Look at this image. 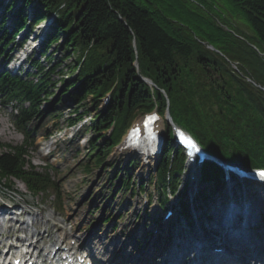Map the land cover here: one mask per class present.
Listing matches in <instances>:
<instances>
[{
	"label": "trees",
	"instance_id": "1",
	"mask_svg": "<svg viewBox=\"0 0 264 264\" xmlns=\"http://www.w3.org/2000/svg\"><path fill=\"white\" fill-rule=\"evenodd\" d=\"M16 2L20 7L12 32L3 30L5 20L0 23V48H10L22 34L25 40L52 14L57 17L41 55L58 44L67 56L78 53L75 68L68 67L73 74L77 70L76 77L59 83L76 105L70 127L93 114L87 128L93 133L88 154L97 167L105 164L136 117L156 109L161 115L168 111L209 153L247 168H264V0H10L7 11ZM236 18L248 25L251 37L230 28ZM61 62L43 70L36 59H29L37 74L46 72L37 82L36 73H0V98L17 104L14 125L26 139L0 154V184L6 188L20 182L39 196L56 186L48 169L39 172L27 161L32 136L28 127L42 116L40 109L51 95L47 76ZM57 73L62 75L61 70ZM141 77L150 80L153 89ZM108 94V104L99 109ZM184 161L170 139L151 177L163 206L168 193H180ZM137 167L130 160L112 174L117 192L136 194L130 172ZM202 174V185L214 184L217 191L222 171L207 164ZM210 192L200 191L198 200L206 201ZM181 206L187 215L184 197Z\"/></svg>",
	"mask_w": 264,
	"mask_h": 264
},
{
	"label": "rangeland",
	"instance_id": "2",
	"mask_svg": "<svg viewBox=\"0 0 264 264\" xmlns=\"http://www.w3.org/2000/svg\"><path fill=\"white\" fill-rule=\"evenodd\" d=\"M16 3L17 5L14 7V9L9 12L7 11V8L9 7L8 5L10 4V0H0V23L5 20V27L3 30H6L10 33L14 28V13L20 7V3ZM30 12H32V9H30ZM29 13L28 16L30 18L33 17L31 13ZM54 20H56V17L52 14L47 18L45 24L42 22L35 28L33 32H31V38H33L35 34L36 36H42V34L45 36L50 33L49 29L53 27ZM32 22H34L33 19L30 23ZM48 22L52 23L50 24ZM46 26L48 27L46 28ZM230 28L234 32L244 36H252V32L248 25L240 18L232 19L230 22ZM20 40L21 37L17 38L16 44H13L6 50H4V48H0L3 49V53H5L0 55V68L3 67L2 64L5 62L12 60L13 63L7 66L6 69L10 70L12 73L18 72V67L20 65L18 58L22 57V53L19 51V49H16V47L18 46L17 43ZM42 40L44 41V38ZM29 42L32 43V47L33 45H38L36 39L34 42L29 39ZM41 51L42 50L40 49V46H38L31 56L33 59L37 60L38 64L43 70H48L57 62H61V58L62 62L59 65V68L57 66L55 71L51 72L47 76L51 81L52 87L53 85L54 87H51L50 90H48L51 95L48 101H46L40 109L42 116L37 117L30 126V129L32 130V137L35 139V141L33 143V148L29 152L28 160L31 161V165L33 167L39 170L44 167H47L50 170L52 181L56 184V191H51L46 196L34 199L29 195V193H27L24 186L17 182V186L13 187L11 190H6L0 185V194L7 193L8 198H12L14 201H16V203L19 204V206H21L22 212L27 202V206L29 207L25 208V210L30 213L37 212L38 214H41V221L51 220L52 222L58 224L61 223L59 224L60 226H65L66 223H68V219L72 215V221L74 223H71L73 226L66 227L69 228L67 231H72L76 234V236L72 237L77 241H80V239H84L85 237L100 239V245L91 243V245L88 247L86 246V249L89 250L90 248L94 251H97L100 250L105 244L108 248L107 255L109 258L111 257L114 259L113 261L115 263L124 264L123 258H125L129 253H132L138 262H132L131 264H147V262H144L143 260L148 259L151 250H162L161 246L163 242L169 241V237L167 236H170V239H172L171 237H175L176 235L181 236L183 234H178V228L177 231L175 230L172 233L171 230H169V227H165V230L162 229V235L160 237L156 236L155 234L157 231L161 230L160 227H163V225L161 226L160 224L159 227L157 226V228H154L153 226L156 225L158 218L162 219L163 216L158 215V211H153L152 215V209L144 207L143 205V202L147 197L152 202L158 199V192L157 190H154L152 186L153 182L150 181V178L152 175H154L156 167L160 163V157L155 159H152L151 157L152 160L146 161L143 160L142 155H139L136 151H125V149H123V138L121 144L112 151L105 164L101 168L97 167L95 162L91 160V157L88 154V141L93 137V133L87 128L90 125L93 114L84 117L82 123L83 126L85 125L86 127H83L82 129H80V126L70 127L68 125V121L69 119L75 118L74 110H76V105H74L70 99L69 93H63L59 83L60 79H66L67 76H70L73 79L76 77L77 70H75L73 74L72 71L69 72L68 67L71 68L72 65L74 66L73 61L78 53H72L67 56V54H64L61 44L53 46V48L49 49L45 56L41 55ZM26 61L21 62L23 66V74H37V72L31 67V64ZM135 67L137 68V64ZM59 70L62 71V75L57 73ZM44 74L38 73L36 77H33L34 82H37V80L44 77ZM149 87H152L153 89V85ZM104 100L105 99L99 102V109L105 107ZM89 101L90 99L86 103L88 104ZM15 107L16 105L14 103L10 105L6 99L0 98V144L3 146V148L0 147V154L5 152L4 148L7 150V146H19L23 144L25 140L24 136L17 132L13 123L12 114ZM81 111L82 110L80 109L78 113ZM166 116L167 115L164 117ZM166 119L168 118L166 117ZM162 127L163 125L160 127L161 130ZM129 160L136 161L138 164V167L134 171L130 172V178L132 180V184L134 185V189H137L140 182L139 180L141 179L142 182L140 185H145L147 188H145L146 192H142V194L145 195L143 199H140L139 193L136 196H132L131 193L128 192L119 193L116 191L119 187L115 188L117 187V182L114 178L115 176L112 174L118 170H121L124 164ZM107 163H110L111 166H106ZM188 164H190V170H193V164ZM86 166L90 167L89 170L85 169ZM197 174L198 173L196 172L194 176ZM187 175V182L189 183L190 188L184 190L183 185L186 179L184 173L180 177L181 186L179 190L181 193L185 191V195L189 200V206L192 204L194 206L197 205L198 207L196 206V208H199L194 210L193 207H190V215L193 220L196 217H201V220L199 218L195 224L200 225L202 228H207L210 224L208 222V217L212 223L214 218H211V215H213L218 209V207L213 206L217 196L212 193V195L208 196V201L200 200V202L196 205L194 203V197L197 196L199 191L213 189V185H194V181L190 172ZM232 186H234L236 190L242 188H237L236 182H231V179L226 181L224 179L222 188L219 187L218 190L222 191V195L227 196V199H229V188L232 189ZM245 189H247V187H245ZM257 190V193L261 192V189ZM54 192L57 194L56 197L53 196L55 194ZM231 194H234V198L239 196L237 191L236 193L232 192ZM248 195L251 196L250 194ZM175 198H172L170 201L174 203ZM224 199H220V201H218L216 204L220 205V202L226 203L227 199ZM261 199H264V196L260 198V200ZM217 200L218 198L215 202H217ZM260 200H257V202H262V200ZM21 208L15 210L14 213H20ZM156 208H158V206H156ZM204 209H206V212L207 210H211L212 212L209 211L210 213L208 214V212L206 213L203 211ZM259 214L261 223L264 221V208L259 210ZM202 215L205 216L203 217ZM8 216L6 215V217ZM9 217H12L14 220L20 219L15 215ZM23 217L24 219H29V216L26 214ZM121 217L122 219H120ZM109 218L111 219L110 222L105 224V221ZM3 219L4 218H1L0 213L1 223ZM64 222L66 223L62 225ZM167 222L168 221L165 222V226L167 225ZM178 223L181 224L180 229H183L182 220H179L177 225H179ZM260 223L258 230L261 231V235H263L264 238V226L262 229L260 227ZM11 232L13 231L11 230ZM51 232L52 237L56 235L54 230L51 229ZM152 232L154 233L153 237ZM187 232L188 231L184 232L183 235H189ZM12 234L13 233L4 230L0 236V240L2 238L6 239L9 236L13 237L14 234ZM47 241H52V239L50 238V240L48 239ZM113 241H115V243H113ZM157 241L160 244L156 245L155 242ZM1 242L3 243V241H0V243ZM151 244H153V246H151ZM123 245H125L127 249L126 252H128V254L124 253L122 255L115 250V246H117V250H119L123 247ZM0 249H3L2 245ZM149 258L151 257L149 256Z\"/></svg>",
	"mask_w": 264,
	"mask_h": 264
},
{
	"label": "bare ground",
	"instance_id": "3",
	"mask_svg": "<svg viewBox=\"0 0 264 264\" xmlns=\"http://www.w3.org/2000/svg\"><path fill=\"white\" fill-rule=\"evenodd\" d=\"M141 80L142 81L146 80L143 82L149 86L153 85L150 80L144 77H141ZM108 102L109 99L105 101V106L108 104ZM166 144H164V148ZM161 145L163 147V144H158L155 146H158V148H160ZM164 148L161 149L164 151ZM123 149H125V144L123 145ZM130 150L136 151L135 149H130ZM142 157L146 161H149L151 157L152 159L157 158V155L147 151V153L145 154L142 153ZM210 159L222 161L221 158L219 159L215 155H212ZM184 162L185 165L189 167V172L192 175L194 185L195 184L202 185L203 184L202 177L199 178L198 176V174L201 175L202 170L197 169V167L194 168V166H192L193 170H190V164L188 163H192V162L190 161L189 162L184 161ZM222 163L224 165L226 164V166L228 164L227 162L224 163L223 161ZM192 164L195 165L194 163ZM221 171L224 174V178L221 179V184H220L221 188L224 179L225 181L231 179V182H236L237 188H241V187L242 188L238 190H236L234 186H232V189L229 188L230 189L228 194V198L230 197L229 199H227V196L222 195V191L217 190L216 196L218 200L217 202H215L217 198L215 199L213 206L218 207V209L214 212L213 215H211V218L212 217L214 218V221L212 223L210 218L208 217L209 219L208 222L210 224L207 228H202L200 225L195 224V222L199 220V218L201 220V217H196L198 219L195 218L194 220L192 219L194 221L192 226H190L191 224L182 220L183 229L184 227H188L187 234L189 235H183L184 232L182 231L180 232V230H178L177 231L178 234L183 233L181 236L176 235L175 237H171L172 239H169V241L163 242L161 246L162 250L160 251L158 249L151 250V252L149 253V256L151 258H149L148 256V259L143 260L144 262H147V264H165V263L166 264H232L235 263V261H238L239 264V263H243L244 260L246 261V259L244 258V254H248L249 252L251 253L254 252L252 253V255L258 256L260 251L264 250L263 249L264 238L263 235H261L262 234L261 231L258 230V226L260 223V218H259L260 215L259 213H257V210H260L262 206L258 204L256 205L257 200L259 201L260 198L264 196V183L259 184L258 182H255L253 184V187L256 188L255 189L251 187V185L249 184L252 178L245 179L243 177L237 176L232 173H226L227 170L225 168H222ZM249 171L252 172V170ZM196 172L198 174L194 176ZM245 187H247V189H245ZM251 188H253V190ZM257 189H261V192L257 193L258 191ZM236 191L239 193V196L237 198H234L233 197L234 194L232 195L231 193L232 192L236 193ZM251 191H255V192H251ZM248 194H250L251 196H249ZM224 198L227 199L226 203L220 202V205L216 204L218 203V201H220V199H224ZM245 205L247 206L244 207ZM230 208L233 210L232 211L233 214L236 215V217L233 216L229 218V220H231L232 223L225 222L223 219L227 214V211L228 210L230 211ZM171 209L173 210V207H171ZM250 210H252V212H249ZM207 211L208 214L212 212L211 210H207ZM25 214L29 216V219L27 221L25 220L21 221L20 219L14 220L12 217H9L12 216L11 214L8 217L6 216L2 217L4 219L2 220V223L0 222L1 223L0 233L1 232L3 233L4 230H7L11 233V228L16 227L18 229L16 233L19 234L17 236L14 235L13 237H10L7 240L8 242H11V246L10 248H8V253L6 254L7 260L9 259L12 253H16L19 251L18 250L19 246H22L20 248V250H22L21 252L26 250H30V251L32 250L31 258L34 259L37 257L38 250L40 248H42L41 252H43L44 255L56 251V248L59 247L60 249L61 247L63 248V246H65L66 248L70 247V249L72 248L71 242L76 241V239L73 238L70 235V233L66 232L65 229V227H68L72 225V223H74L72 221V215L68 219V223H66L65 226H60L58 223H52L51 220L41 221L42 219L40 217L41 214H38L37 212L35 213L27 212L25 208L23 209L22 214L17 218H22L23 216H25ZM168 221H170V219ZM184 222L186 224H184ZM64 224L65 223H62V225ZM179 225L181 226V224ZM51 229L56 230V235L53 237H52ZM2 233L0 234V236L2 235ZM155 235L159 236V231H157ZM167 237L170 238V236ZM50 238L52 239V241H47L48 239L50 240ZM79 242H80V247L83 249V253L88 254L96 264H100V263L118 264L113 261L114 259H112L111 257L109 258V256L107 255L108 248L105 244L101 247L100 250L97 251H94L90 248L89 250L86 249V246L88 247L89 245H91V243L95 245H100V239L85 237L84 239L83 238L80 239ZM113 243H115V241H113ZM1 244L2 242L0 243V245ZM115 247H116L115 250L118 253L122 255L124 253L128 254V252H126L127 249L125 245H123V247L120 248L119 250H117V246ZM217 248H220L222 250L218 254L214 252V250ZM197 253L200 255L196 256ZM201 253H207V255H203ZM1 255L2 253H0V256ZM127 256L123 258L124 264H128V263L131 264L132 262H138V260L134 257V255H132V253H129Z\"/></svg>",
	"mask_w": 264,
	"mask_h": 264
},
{
	"label": "water",
	"instance_id": "4",
	"mask_svg": "<svg viewBox=\"0 0 264 264\" xmlns=\"http://www.w3.org/2000/svg\"><path fill=\"white\" fill-rule=\"evenodd\" d=\"M134 65L136 66V63ZM143 81H146V80H143Z\"/></svg>",
	"mask_w": 264,
	"mask_h": 264
}]
</instances>
